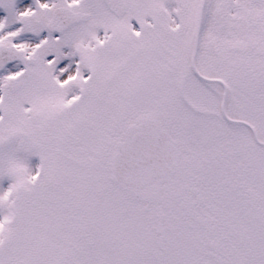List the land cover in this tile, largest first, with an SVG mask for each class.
I'll list each match as a JSON object with an SVG mask.
<instances>
[{
  "label": "snow or ice",
  "instance_id": "obj_1",
  "mask_svg": "<svg viewBox=\"0 0 264 264\" xmlns=\"http://www.w3.org/2000/svg\"><path fill=\"white\" fill-rule=\"evenodd\" d=\"M0 264H264V0H0Z\"/></svg>",
  "mask_w": 264,
  "mask_h": 264
}]
</instances>
